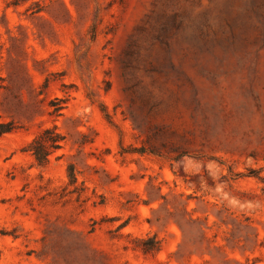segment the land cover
<instances>
[{
	"label": "rangeland",
	"instance_id": "1",
	"mask_svg": "<svg viewBox=\"0 0 264 264\" xmlns=\"http://www.w3.org/2000/svg\"><path fill=\"white\" fill-rule=\"evenodd\" d=\"M0 77V264H264V0H0Z\"/></svg>",
	"mask_w": 264,
	"mask_h": 264
},
{
	"label": "trees",
	"instance_id": "2",
	"mask_svg": "<svg viewBox=\"0 0 264 264\" xmlns=\"http://www.w3.org/2000/svg\"><path fill=\"white\" fill-rule=\"evenodd\" d=\"M5 88L0 77V90ZM17 129L15 123L11 120L3 121L0 117V136ZM65 136L58 130L55 124L41 128L37 134L25 145L24 150L29 152L34 158L38 166L44 167L49 162V155L56 149L60 148ZM259 182H261V188L264 189V174H260V170L253 172L252 174ZM67 176L69 182H75V172L71 165H68ZM141 250L143 252L158 251L160 248V241L156 236L147 237L141 239Z\"/></svg>",
	"mask_w": 264,
	"mask_h": 264
}]
</instances>
